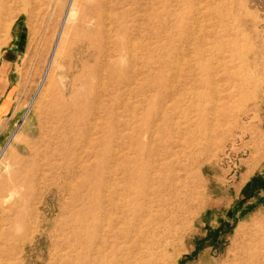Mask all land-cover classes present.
Here are the masks:
<instances>
[{"label":"rangeland","instance_id":"374dc122","mask_svg":"<svg viewBox=\"0 0 264 264\" xmlns=\"http://www.w3.org/2000/svg\"><path fill=\"white\" fill-rule=\"evenodd\" d=\"M112 1L0 0V264H264V0Z\"/></svg>","mask_w":264,"mask_h":264},{"label":"bare ground","instance_id":"6f19581e","mask_svg":"<svg viewBox=\"0 0 264 264\" xmlns=\"http://www.w3.org/2000/svg\"><path fill=\"white\" fill-rule=\"evenodd\" d=\"M89 7L90 5H88V2L86 0H72V2L70 3L68 14L66 16L65 24L70 23L72 29L77 28V26H79L81 29L95 26L99 28L98 30L100 34V41H98L97 46L95 45V43L93 42L91 43L87 41L84 45V41L81 40V43H79V41L76 40V38L74 37L72 38V41L66 44L68 32H65V26L64 27L62 26L63 28L62 30H60L61 32L60 40H58L57 38L58 44L54 52V57L46 73V77L47 75L50 74V77L48 80V84H49L48 87H52L53 85H55V83H53L54 76H55L54 74L55 69H52L53 68L52 63L54 61L55 64H58L61 62V58L68 57V50H66L68 47L69 48L73 47L75 51V55L77 56V59L78 57H80V55H83L85 52L87 53V55H89V53L92 51V49L95 48V46L97 47V49H99L100 53L105 54L106 51H105V46L103 43V37L106 34L105 27L109 24H112V19H110L108 15L106 16V14H107V10L113 11L114 9H116V6L114 5L112 0H108L107 3L101 4L99 8L96 7V10L92 14L88 12ZM73 20H77V23L75 24L72 23ZM69 61L71 62V59ZM69 61H67V63ZM67 63L63 61V64H67ZM66 73L67 71H65V74ZM58 111H59V119H61L60 116L65 115L64 114L65 111H68L69 113H67L66 115H69V116L72 115L71 116L72 118L78 115V113L76 112L77 110L74 107L69 106V103L66 106H61ZM75 113H77V115Z\"/></svg>","mask_w":264,"mask_h":264},{"label":"crops","instance_id":"0c3cea01","mask_svg":"<svg viewBox=\"0 0 264 264\" xmlns=\"http://www.w3.org/2000/svg\"><path fill=\"white\" fill-rule=\"evenodd\" d=\"M4 69L2 68L0 71V122L6 118L10 111V95L3 88V84L7 82L6 75L2 72Z\"/></svg>","mask_w":264,"mask_h":264}]
</instances>
